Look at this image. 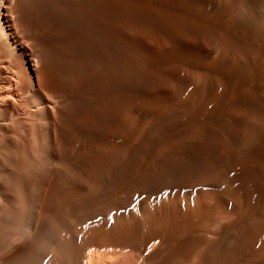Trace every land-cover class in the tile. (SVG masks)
<instances>
[{"label": "bare ground", "instance_id": "obj_1", "mask_svg": "<svg viewBox=\"0 0 264 264\" xmlns=\"http://www.w3.org/2000/svg\"><path fill=\"white\" fill-rule=\"evenodd\" d=\"M0 264H264V0H0Z\"/></svg>", "mask_w": 264, "mask_h": 264}, {"label": "rangeland", "instance_id": "obj_2", "mask_svg": "<svg viewBox=\"0 0 264 264\" xmlns=\"http://www.w3.org/2000/svg\"><path fill=\"white\" fill-rule=\"evenodd\" d=\"M246 182L249 191H261V178L259 176L257 163H255L253 169L247 173Z\"/></svg>", "mask_w": 264, "mask_h": 264}, {"label": "snow or ice", "instance_id": "obj_3", "mask_svg": "<svg viewBox=\"0 0 264 264\" xmlns=\"http://www.w3.org/2000/svg\"><path fill=\"white\" fill-rule=\"evenodd\" d=\"M9 99H11V97H9ZM112 215H115V213H113ZM106 220L114 223V221H112V216L111 215L106 216Z\"/></svg>", "mask_w": 264, "mask_h": 264}]
</instances>
